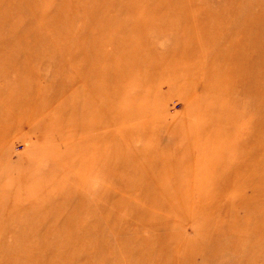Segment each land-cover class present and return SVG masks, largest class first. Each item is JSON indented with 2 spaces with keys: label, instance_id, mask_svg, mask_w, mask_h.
Masks as SVG:
<instances>
[{
  "label": "rangeland",
  "instance_id": "374dc122",
  "mask_svg": "<svg viewBox=\"0 0 264 264\" xmlns=\"http://www.w3.org/2000/svg\"><path fill=\"white\" fill-rule=\"evenodd\" d=\"M0 264H264V0H0Z\"/></svg>",
  "mask_w": 264,
  "mask_h": 264
}]
</instances>
